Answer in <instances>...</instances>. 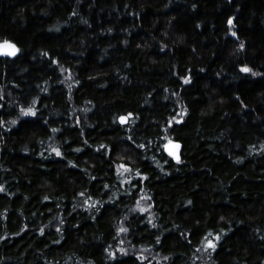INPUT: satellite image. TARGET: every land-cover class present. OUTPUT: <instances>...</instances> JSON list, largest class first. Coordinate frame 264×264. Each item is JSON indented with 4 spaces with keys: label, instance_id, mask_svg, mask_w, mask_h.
I'll return each mask as SVG.
<instances>
[{
    "label": "trees",
    "instance_id": "obj_1",
    "mask_svg": "<svg viewBox=\"0 0 264 264\" xmlns=\"http://www.w3.org/2000/svg\"><path fill=\"white\" fill-rule=\"evenodd\" d=\"M5 42L0 264H264V0H0Z\"/></svg>",
    "mask_w": 264,
    "mask_h": 264
},
{
    "label": "snow or ice",
    "instance_id": "obj_2",
    "mask_svg": "<svg viewBox=\"0 0 264 264\" xmlns=\"http://www.w3.org/2000/svg\"><path fill=\"white\" fill-rule=\"evenodd\" d=\"M232 23H233V20H232V19H229V20H228V24H229V25H232ZM232 35H233V36H236L237 33H236V32H232ZM2 47H5V48H7V49H10V51H9L7 54H8V55H12V56H15V55H16V52L19 51V49L16 47L15 44H10V43H8V42H5V44H4ZM239 47H240V49H243V48H244V44L241 43V44L239 45ZM241 71H243V72H245V73H248V72H251L252 70H251L250 68H248L247 66H244V67H242ZM253 74H255V73H253ZM185 82H186V83L188 82L187 78L185 79ZM28 113H32L33 115H35V113L32 111L31 108H28V109L25 111L24 114L27 115ZM129 115H131V114H129ZM120 120H121V122H124V121H126V117H120ZM175 147H176V148H179V144H176ZM54 151H56V154H57V155H60L59 150L54 149ZM170 154H171V155H175V153H172V152H170ZM176 158H177V160H179V157H178V156H177ZM0 190H2V189H0ZM122 231H123V229H122ZM210 235H211V234H210ZM216 239L219 240L220 237L217 236ZM208 245H209V247H212V248L215 247V245L212 243L211 240H208Z\"/></svg>",
    "mask_w": 264,
    "mask_h": 264
},
{
    "label": "water",
    "instance_id": "obj_3",
    "mask_svg": "<svg viewBox=\"0 0 264 264\" xmlns=\"http://www.w3.org/2000/svg\"><path fill=\"white\" fill-rule=\"evenodd\" d=\"M4 44L5 43L0 45V57L14 58L18 55L19 51L16 52L15 56L8 55L7 53L10 51V49L2 47ZM10 44H12V43H10ZM120 123L122 125L126 126L128 124V118L126 117V121H124V122H121V120H120ZM176 144H179V143H173V144H170L169 146H167L166 152L172 159H174L176 162H179L181 160L182 145L179 144V148H176L175 147ZM170 152L175 153V155H171ZM177 156L179 157V160H177V158H176Z\"/></svg>",
    "mask_w": 264,
    "mask_h": 264
},
{
    "label": "rangeland",
    "instance_id": "obj_4",
    "mask_svg": "<svg viewBox=\"0 0 264 264\" xmlns=\"http://www.w3.org/2000/svg\"><path fill=\"white\" fill-rule=\"evenodd\" d=\"M170 144H173V143H168V145H167V146H169Z\"/></svg>",
    "mask_w": 264,
    "mask_h": 264
}]
</instances>
